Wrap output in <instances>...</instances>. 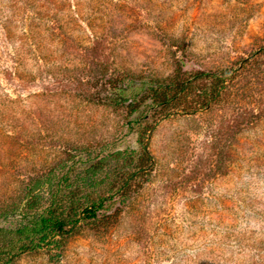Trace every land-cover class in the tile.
I'll return each instance as SVG.
<instances>
[{"label": "rangeland", "instance_id": "obj_1", "mask_svg": "<svg viewBox=\"0 0 264 264\" xmlns=\"http://www.w3.org/2000/svg\"><path fill=\"white\" fill-rule=\"evenodd\" d=\"M140 140L128 199L13 264H264V0H0V206Z\"/></svg>", "mask_w": 264, "mask_h": 264}, {"label": "trees", "instance_id": "obj_2", "mask_svg": "<svg viewBox=\"0 0 264 264\" xmlns=\"http://www.w3.org/2000/svg\"><path fill=\"white\" fill-rule=\"evenodd\" d=\"M107 83L113 85L111 91L117 90V94L113 98L104 96V99H110L114 104H128L131 111L139 108L134 103H144L148 108L147 97L157 101L156 104L169 101L166 98L157 100L163 95L157 94L156 86L141 96L132 91L134 93L128 98L125 88L116 85L119 80L110 79ZM99 99L101 103L103 99ZM140 143V158L136 157V150L116 149L110 153L109 144H103L99 150L86 151V161L91 164L83 172H76L81 182L79 186H74L77 179L73 180L70 175L74 166L67 167L66 162H59L45 173L21 180L20 196L0 206V264H13L20 256L42 249H61L67 238L82 225L93 224L102 216L108 201L128 199L137 187L134 182L142 179L152 166L148 142L140 140ZM111 159L115 164H110ZM65 167L66 171L62 173ZM46 184L47 197L42 202L41 190Z\"/></svg>", "mask_w": 264, "mask_h": 264}]
</instances>
